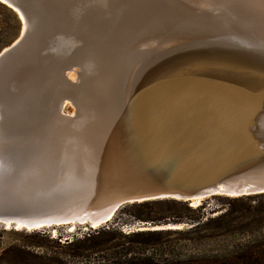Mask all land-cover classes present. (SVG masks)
<instances>
[{
	"label": "water",
	"instance_id": "1",
	"mask_svg": "<svg viewBox=\"0 0 264 264\" xmlns=\"http://www.w3.org/2000/svg\"><path fill=\"white\" fill-rule=\"evenodd\" d=\"M0 3L23 23L0 54V227L94 228L128 205L264 194V48L208 34L160 55L164 45L141 33L125 58L139 84L123 83L121 98L97 97L83 91L93 64L78 45L77 4ZM77 69L83 80L71 84ZM53 120L54 141L37 140Z\"/></svg>",
	"mask_w": 264,
	"mask_h": 264
},
{
	"label": "rangeland",
	"instance_id": "2",
	"mask_svg": "<svg viewBox=\"0 0 264 264\" xmlns=\"http://www.w3.org/2000/svg\"><path fill=\"white\" fill-rule=\"evenodd\" d=\"M72 2L79 6L81 13L78 14L82 18L79 22L81 36L78 45L81 46V50L90 54L91 65L94 63L88 69L89 80L84 82L83 91L86 94L92 92L93 96L97 93V97L121 98L119 87H123V83L132 85L131 78L127 77L126 66L129 63L125 58L127 50L134 47V40L137 42L136 38L141 33L143 36L153 37V42L156 40L154 43L162 42L160 44L166 45L156 50H159L160 55L167 54L170 46L178 45L177 42L185 38L202 36L200 39H205L208 34L213 35L207 37L212 41L224 43L227 40L239 45L249 43L264 48V0H72ZM22 32L23 23L21 27L18 26L11 12L0 7V54L17 41ZM185 33L190 34L187 36ZM232 36L243 40L242 44L236 43ZM145 44L144 42L140 48L145 47ZM97 56L105 59L103 64L98 63L96 58L92 59ZM97 63L102 69L96 66ZM103 67H106L105 71ZM77 70L70 72L71 77H68L71 81L73 78L74 83H78L81 79L79 75L81 72ZM101 73L105 75V82L103 80L102 83L97 84L94 80H100V75L103 76ZM75 112L76 109L70 103H67L63 109V113L68 116H73ZM53 121L55 123L47 124L40 130L36 136L37 140L41 137L39 141L43 143L54 141V132L58 123ZM229 198L216 196L204 199L199 206L188 204L194 210H200L193 216L197 217L204 213L205 216L214 219L228 209L241 208V204L233 203ZM173 201H160L152 208L157 213L187 214L180 204H175L176 202ZM141 210L139 207L128 205L116 214L111 223L98 228L88 225H63L34 232L8 233L3 239L0 264L9 263L1 259L3 249L8 247L17 249L14 257L19 264L104 263V258L114 257L115 253V250L110 249L111 244H106L109 236L103 235L88 242L85 238L90 235L97 237L99 232L108 227H117L124 233L139 232L141 224L148 225L137 221L134 217L139 215ZM164 225L145 226L142 230H152V226ZM214 227L215 225L200 235H173L154 242L151 247L142 245L133 247L147 254L150 250L158 260L177 259L184 255L192 257L210 255L213 246L200 238L215 233ZM191 228V223L183 222L173 229L184 232ZM117 238L119 239L115 243L117 241L129 243L120 236ZM244 239L246 237L243 235H237V241Z\"/></svg>",
	"mask_w": 264,
	"mask_h": 264
},
{
	"label": "trees",
	"instance_id": "3",
	"mask_svg": "<svg viewBox=\"0 0 264 264\" xmlns=\"http://www.w3.org/2000/svg\"><path fill=\"white\" fill-rule=\"evenodd\" d=\"M0 7L11 12L15 22L21 27V20L14 10L2 3H0ZM229 200L241 204V208L238 210L228 209L214 219L205 216L204 213L197 217L193 216L200 210H194L186 202L173 201L176 202L175 204H180L187 214L182 212L157 213L152 207L160 201L135 204L132 206L142 209L139 215L134 216L137 221L148 223V225L189 222L192 224V228L184 232L162 230L124 233L117 227H108V229L99 232L97 237L90 235L85 240L88 242L93 238L99 239L103 235L109 236V241L106 244H111L110 249L115 250L114 257H106L103 260L104 263L100 264H264V194L229 198ZM213 225H215L213 229L215 233L200 238L213 246L214 249L210 251V255L194 257L184 255L177 259L158 260L150 250L147 254L143 251H137L133 247L136 245L151 247L154 242L173 235H200L204 231L210 230ZM18 232L20 231L14 228L0 227V251L4 243V236L8 233ZM237 235H243L246 239L237 241ZM119 236L128 240L129 243L118 241L115 243ZM16 251L15 247L3 249L1 259L7 260L9 262L7 264H19L16 257H14Z\"/></svg>",
	"mask_w": 264,
	"mask_h": 264
},
{
	"label": "bare ground",
	"instance_id": "4",
	"mask_svg": "<svg viewBox=\"0 0 264 264\" xmlns=\"http://www.w3.org/2000/svg\"><path fill=\"white\" fill-rule=\"evenodd\" d=\"M155 42V41H154ZM160 43H162V42H159V43H155V44H160ZM147 45H148V43H147ZM160 45H164V46H166L164 43L163 44H160ZM235 46V45H234ZM96 58V60H98V63L100 62L101 64H103L104 63V61H105V59L103 58V59H101L100 57H93L92 59H95ZM91 61V60H90ZM103 61V62H102ZM106 61H107V59H106ZM96 64V66L97 67H100V65L99 64ZM92 64H94V63H92ZM77 71H79V70H77ZM105 71V70H104ZM112 71V70H111ZM115 71V70H114ZM113 71V72H114ZM75 72V71H74ZM102 74V73H101ZM103 76H101L100 75V81H95L97 84H99V83H102L101 81H103L104 80V74H102ZM127 75H128V72H127ZM70 76V72L67 74V79H68V77ZM81 76V79H80V81L78 82V83H74V81H73V78H72V83L71 84H75V85H78L79 83H81L82 82V80H83V77H82V75H80ZM133 76H137V77H140L141 75L139 74V73H137L136 72V70L133 72ZM71 77V76H70ZM129 77H130V73H129ZM69 80H71V78L69 79ZM86 80H89V78L87 77V79H84V82L86 81ZM76 81V80H75ZM104 82H105V80H104ZM129 83V82H128ZM136 84H139V83H133L132 85H134V86H136ZM129 87H130V85H129ZM131 89H132V87H131ZM120 93H121V91H120ZM203 200H200V199H198V200H195V201H193L192 203L193 204H195V205H199L201 202H202ZM101 227V226H100ZM94 228H98V227H94Z\"/></svg>",
	"mask_w": 264,
	"mask_h": 264
}]
</instances>
